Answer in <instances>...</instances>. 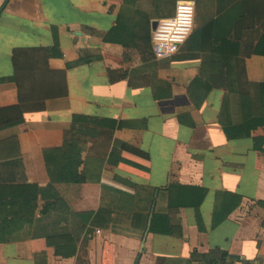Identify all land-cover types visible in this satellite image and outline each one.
<instances>
[{
  "label": "crops",
  "instance_id": "obj_1",
  "mask_svg": "<svg viewBox=\"0 0 264 264\" xmlns=\"http://www.w3.org/2000/svg\"><path fill=\"white\" fill-rule=\"evenodd\" d=\"M230 1L8 2L0 13V264H264V155L253 141L264 128L229 140L219 123L229 92L222 58L246 95L248 83L264 85V56L243 58L245 40L215 39L261 40L264 0H235L222 13L253 2L259 31L218 30L195 13L176 55L153 54V23L173 17L179 2L208 5L211 17ZM148 24L145 48L131 36ZM137 48L153 56L129 51ZM17 51L28 52L22 95L8 81ZM59 78L64 97L52 94ZM261 101L264 115L263 88ZM65 133L83 146L87 182L47 192L44 152L63 148ZM200 189L207 194L197 210ZM155 214L168 235L151 232Z\"/></svg>",
  "mask_w": 264,
  "mask_h": 264
},
{
  "label": "trees",
  "instance_id": "obj_2",
  "mask_svg": "<svg viewBox=\"0 0 264 264\" xmlns=\"http://www.w3.org/2000/svg\"><path fill=\"white\" fill-rule=\"evenodd\" d=\"M10 0H6L5 6L0 9V13L4 11L6 5ZM235 3V0L230 1L228 4H220L217 9H215L213 16H209V7L208 5H202L200 2L196 4L195 13H197V18H203L204 23H208L210 21H214V27L218 30H224L230 26H235L236 28H245L256 30L257 26L254 24L255 20L252 16H255V10L253 7L249 8L254 4L253 2H241L233 6L228 12L224 13L227 7L231 6ZM203 14V15H202ZM222 15L221 17H219ZM124 28V27H122ZM143 34H138L131 36L132 38H136L138 42H142L145 45V48L150 45L151 42V26L150 24L144 26ZM224 36V35H223ZM231 38L237 41H243L246 45V48L241 52V56L243 58H250L253 55H261L264 56V36L260 40V34H251L249 36H242L241 34H228L223 38L221 36H217L215 39H224ZM244 37H248L244 39ZM190 38V37H189ZM260 40V46L256 48V44ZM188 41V40H187ZM125 46L128 48L129 44L125 43ZM130 47V46H129ZM261 47V48H260ZM134 51L138 56L142 59L145 57L151 58L153 54L148 49H139L137 48L129 50ZM28 52L27 51H17L14 56V65L17 69V73L14 78L9 79V82L16 83L19 88L20 94L22 95L23 84L20 83V73L24 68H20V65L24 60L27 59ZM226 61L228 65L229 71V92L227 97H225L221 113L219 115V123L223 128V131L226 137L229 140H239V139H248L252 138V133L259 128H264V115L262 113V101H261V90L264 89V85H260L257 83H248L249 92L246 95H241V85L237 80L236 72L234 67L229 63L230 60L227 58H222ZM19 65V66H18ZM57 89L55 90V97H64L66 95V84L62 79H58ZM208 91L212 89L210 83H207ZM158 99V98H157ZM161 99V98H160ZM198 102L197 104L203 103L205 99L195 100ZM77 118L74 119V125L76 124ZM15 125V124H12ZM117 125V129L121 128ZM116 128V125H113L112 130ZM71 133H65V145L61 149L56 150H48L44 152L45 162L48 170V174L50 177V184L44 188L43 190H47V192H53L55 190V185L64 184V185H79L87 182L86 177H84L80 169L83 166L84 162L82 159L83 146L77 141H73L70 139ZM254 149L256 152L264 155V138H254ZM173 186H170V189ZM176 188V187H175ZM198 190V189H196ZM171 191V190H170ZM207 191L204 189H200L199 200L195 201L196 203L191 205V207H195L197 210L200 205L204 201L206 197ZM189 195H186L188 197ZM192 198V195H190ZM54 201H56V197H53ZM52 206L54 204H51ZM186 207H189L186 205ZM90 218V216H89ZM166 218L163 216H159L155 214L151 232L155 234H163L168 235V232L163 229L165 227L164 220Z\"/></svg>",
  "mask_w": 264,
  "mask_h": 264
},
{
  "label": "built area",
  "instance_id": "obj_3",
  "mask_svg": "<svg viewBox=\"0 0 264 264\" xmlns=\"http://www.w3.org/2000/svg\"><path fill=\"white\" fill-rule=\"evenodd\" d=\"M195 26V6L190 2H179L173 17L161 20L153 33V54L156 59H169L186 44ZM211 264V263H204ZM220 264H258L238 261Z\"/></svg>",
  "mask_w": 264,
  "mask_h": 264
},
{
  "label": "water",
  "instance_id": "obj_4",
  "mask_svg": "<svg viewBox=\"0 0 264 264\" xmlns=\"http://www.w3.org/2000/svg\"><path fill=\"white\" fill-rule=\"evenodd\" d=\"M158 21H155L154 23H153V30L155 31L156 30V28H157V26H158Z\"/></svg>",
  "mask_w": 264,
  "mask_h": 264
}]
</instances>
